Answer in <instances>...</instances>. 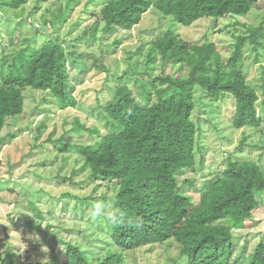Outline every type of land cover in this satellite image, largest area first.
I'll return each mask as SVG.
<instances>
[{"label": "rangeland", "instance_id": "374dc122", "mask_svg": "<svg viewBox=\"0 0 264 264\" xmlns=\"http://www.w3.org/2000/svg\"><path fill=\"white\" fill-rule=\"evenodd\" d=\"M104 1L74 0L66 4L28 0L13 11L3 6L7 0H0V61L14 47H20L21 39L38 46L55 36L76 55L67 63L68 90L74 105L60 109L48 91L25 87L22 112L7 117L0 131V258H12L16 264L44 260L52 250L63 259L62 241H76L99 253L110 247L106 243L98 245L100 239L110 238L109 230L86 213L95 200H112L116 187L112 182L89 177L84 152L99 134L109 132L103 107L114 97L120 81L131 88L139 106L146 104L140 97L139 84L163 73L159 60L153 65L147 61L148 47L155 37L170 32L190 43L213 41L226 59L233 35L244 32L241 24H264V0H253L245 15L202 17L190 25L151 7L131 29H116L109 36L99 34L90 43L87 31ZM261 42L263 48L258 49L256 59L257 52L247 41L240 63L248 86L258 95L256 110L261 122L257 128L232 127L233 98L225 95L211 100L199 85L193 86L195 165L178 175L181 193L191 195L193 202L224 168L228 157L258 161L264 174L263 38ZM164 72L185 77L188 69L167 65ZM258 199L260 209L256 214L245 221L244 228L233 229L234 245L245 255L264 241V190ZM33 235L39 240L31 239ZM23 245L26 247L21 252ZM124 258L127 264H186L173 240L126 252Z\"/></svg>", "mask_w": 264, "mask_h": 264}, {"label": "trees", "instance_id": "16d2710c", "mask_svg": "<svg viewBox=\"0 0 264 264\" xmlns=\"http://www.w3.org/2000/svg\"><path fill=\"white\" fill-rule=\"evenodd\" d=\"M27 1L7 0L3 6L15 11ZM56 1L69 4L74 0ZM252 5L253 0H105L98 18L88 28V40L92 43L99 34L109 36L116 29H131L151 7L190 25L202 17L245 15ZM263 25L241 24L244 32L233 35L226 59L213 41L190 43L166 32L150 42L147 61L153 65L159 60L163 73L139 84L140 97L146 104L139 106L131 88L120 81L114 97L103 107L109 132L99 134L84 152L89 177L114 183L116 191L111 201L129 215L142 216L144 226L139 230H110V238L98 242L110 246L102 253L76 241H62L63 259L52 250L45 258L50 264H127L126 252L167 240L178 245L186 264H264V241L245 255L244 250L237 251L233 238V229L244 228L245 221L260 209L258 197L264 190V174L258 161L226 158L224 168L207 182L195 202L191 195L181 193L178 181L179 174L195 165L194 85H199L211 100L225 95L233 98L232 127L260 125L258 95L248 86L240 63L247 41L256 52L263 48ZM20 42L19 48L14 47L0 61V131L7 117L22 112L25 87L48 91L60 109L75 103L68 90L67 70L68 61L76 56L73 50L67 49L58 36L38 46L27 39ZM256 55L258 59V52ZM167 65L185 66L187 75L173 77L164 72ZM36 215L40 217L38 211ZM47 260L44 264H49ZM0 264L16 262L0 258Z\"/></svg>", "mask_w": 264, "mask_h": 264}, {"label": "clouds", "instance_id": "9594fccd", "mask_svg": "<svg viewBox=\"0 0 264 264\" xmlns=\"http://www.w3.org/2000/svg\"><path fill=\"white\" fill-rule=\"evenodd\" d=\"M86 214L91 220L98 222L101 227L109 231L117 227H127L129 229L139 230L144 226V219L142 216L129 215L113 201L107 199L95 200L87 210ZM31 239L38 241L39 236L33 235L31 236ZM25 247L26 245H23V248L20 249V251L22 252ZM44 250L47 251L46 248ZM44 261L42 264H44Z\"/></svg>", "mask_w": 264, "mask_h": 264}]
</instances>
